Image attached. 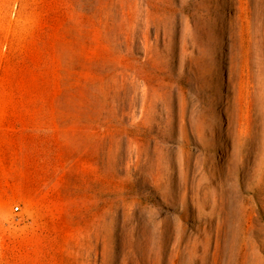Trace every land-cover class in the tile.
<instances>
[{
    "label": "rangeland",
    "instance_id": "rangeland-1",
    "mask_svg": "<svg viewBox=\"0 0 264 264\" xmlns=\"http://www.w3.org/2000/svg\"><path fill=\"white\" fill-rule=\"evenodd\" d=\"M0 264H264V0H0Z\"/></svg>",
    "mask_w": 264,
    "mask_h": 264
}]
</instances>
